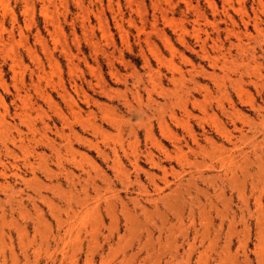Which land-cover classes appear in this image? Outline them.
Here are the masks:
<instances>
[{
	"label": "rangeland",
	"instance_id": "obj_1",
	"mask_svg": "<svg viewBox=\"0 0 264 264\" xmlns=\"http://www.w3.org/2000/svg\"><path fill=\"white\" fill-rule=\"evenodd\" d=\"M220 53L228 58L224 73L210 63L217 54L220 62ZM202 71H214V80L199 75ZM239 74H243L244 84L236 85L231 80ZM149 76H154L152 81ZM192 77L211 92L210 108L201 115L188 106L200 124L176 107L177 119L184 125H170V130L187 138V124L197 133L199 125L210 129L218 124L239 138L237 146L249 153L248 165L238 153L226 152V159L212 161L188 154L186 161H197V170L205 172L206 181L199 180L196 186L184 182L182 198L173 200L175 208L169 207L172 203L155 211L145 205L146 194H153L149 180L141 172L135 179L130 166L132 155L144 151L146 139L139 118L130 116L127 105L136 107V87L142 100L146 99L143 87H154L152 96L161 103V94L169 95L183 85L191 87ZM263 77L264 0H0V149L7 135H15V126L28 139L34 136L29 144L25 141L28 153L7 143L18 156L19 173L29 183L23 184L9 170L0 173V264H86L91 254L92 264H264V113L258 115L243 102L251 100L256 108L264 107ZM220 89H227L229 97L219 93ZM202 94L193 93V99L202 102ZM228 100L245 117L244 123L233 120L237 128L244 127L246 141L233 129L232 120L221 114L220 107L228 109ZM155 120L151 121L158 136ZM86 124L100 126L102 132L93 135ZM26 125L34 126V135ZM69 126L89 139L92 147L77 142ZM131 127L137 128L136 134L130 132ZM61 129L70 135L72 152L65 148L66 139L58 136ZM212 136L216 142L222 141L213 131ZM112 148L120 163L116 169L96 150ZM24 154L35 168V180L22 167ZM0 156L4 160L3 151ZM143 161L141 158V169L157 176L156 183L165 194L169 193L165 180L168 184L186 180V172L194 170L192 165L172 163L174 172L168 171L163 181L159 180L161 172ZM243 167L249 173L245 188L237 178ZM67 172L74 176L71 186L64 180ZM216 172L224 181L223 177L237 179L227 183L215 178ZM115 194L128 209L125 219L126 211L116 204V224L104 211ZM256 197L261 198L260 207L255 205ZM245 198L249 212L241 213ZM68 205L75 213H70L71 220L66 219L71 211ZM141 205L147 206L146 214L140 211ZM190 205L192 223L186 218ZM180 208L184 210L182 222L173 216ZM59 218L67 233L57 224ZM192 226L197 231L198 252L189 253L183 240L189 227L188 240L193 239ZM92 238L98 247L89 253L87 243ZM202 250L204 255L199 258Z\"/></svg>",
	"mask_w": 264,
	"mask_h": 264
},
{
	"label": "bare ground",
	"instance_id": "obj_2",
	"mask_svg": "<svg viewBox=\"0 0 264 264\" xmlns=\"http://www.w3.org/2000/svg\"><path fill=\"white\" fill-rule=\"evenodd\" d=\"M259 4V3H258ZM212 8V7H211ZM213 10V9H212ZM160 13H161V10H160ZM228 14V13H227ZM100 17V16H99ZM230 19V18H229ZM241 19V18H240ZM146 20V19H145ZM101 22V21H100ZM233 24V23H232ZM256 25V24H255ZM119 26V25H118ZM85 27V26H84ZM173 27V26H172ZM93 28V27H92ZM170 28V27H169ZM121 29V28H120ZM198 33V32H197ZM155 34V33H154ZM196 34V33H195ZM240 34V33H239ZM138 35V34H137ZM165 35V34H164ZM228 37V36H227ZM236 37H238V36H236ZM199 39V38H198ZM235 39H238V38H235ZM201 40V39H200ZM247 40V39H246ZM146 41V40H145ZM201 43H202V41H200ZM162 43V42H161ZM204 43V42H203ZM238 43V42H237ZM164 44V43H163ZM231 44V43H230ZM233 44V43H232ZM239 44V43H238ZM258 44V43H257ZM149 45V44H148ZM204 45V44H203ZM234 45V44H233ZM236 45V44H235ZM237 46V45H236ZM234 46L235 48H241V46ZM154 47V46H153ZM184 47V46H183ZM233 47V46H232ZM204 48V47H203ZM214 48V47H213ZM155 49V48H154ZM186 49H188V48H186ZM151 50V49H150ZM247 50V49H246ZM250 50V49H249ZM141 51V50H140ZM148 51V50H147ZM155 52H156V50H154ZM207 51V50H206ZM206 51H204L205 53H206ZM239 51V50H238ZM94 52V51H93ZM142 53V52H141ZM152 53H153V51H152ZM242 53V52H241ZM144 54V53H143ZM207 54V53H206ZM227 55H230V53L229 52H227L226 53ZM226 54H224V53H220V56H221V61L219 62V55L217 54V55H215V57L213 58V57H211V59H212V62H210V63H212V68H215V67H218V69L221 71V72H225V70H226V62H228V58H227V55ZM197 55V54H196ZM143 56V55H142ZM217 56V57H216ZM242 56V55H241ZM159 57V56H158ZM204 57V56H203ZM206 57V56H205ZM209 57V58H210ZM231 57V56H230ZM145 58V57H144ZM143 58V59H144ZM207 58H208V55H207ZM238 58V57H237ZM72 59V58H71ZM231 59V58H230ZM252 59V58H251ZM165 60V59H164ZM143 61V60H142ZM38 62V61H37ZM157 62V61H156ZM235 62V61H234ZM145 63V62H144ZM218 64H220V65H218ZM227 64H229V63H227ZM127 65V64H126ZM170 65V64H169ZM168 65V66H169ZM40 66V65H39ZM147 67V66H146ZM193 68V67H192ZM41 70V69H40ZM89 71V70H88ZM149 72V71H148ZM157 72L158 71H156V74H157ZM80 73V72H79ZM93 73V72H92ZM95 73V72H94ZM172 73H174V72H172ZM240 73V72H239ZM81 74V73H80ZM188 74V73H187ZM114 75V74H113ZM132 75V74H131ZM135 75V74H134ZM152 75V74H151ZM154 75V74H153ZM199 75H205V76H207L208 78H210V80H214V78H215V74H214V71L211 73H206V72H199ZM225 75V74H224ZM223 75V76H224ZM243 74H239V75H236V77H235V79H233V80H231V82H233V83H236V85L238 84H240V83H242V84H244V80H243V76H242ZM97 76V75H96ZM138 76H140V75H138ZM147 76V75H146ZM119 77V76H118ZM117 77V78H118ZM122 77V76H121ZM136 77V76H135ZM151 76H149V78H150ZM174 77V75L172 74V76H171V78H173ZM141 78V77H140ZM151 78H154V76L153 77H151ZM150 78V79H151ZM157 77L155 76V79H156ZM159 78H160V76H159ZM225 78V77H224ZM137 79H139V78H137ZM263 79H264V77H263ZM117 80H119V79H117ZM140 80V79H139ZM147 80V79H146ZM158 80H160V79H157V81ZM192 86L191 87H189V86H182L180 89H178L177 91H174V92H172L171 94H169V95H167V94H161V99H162V102L160 103V102H158L155 98H153V96H152V92H153V90L155 89L154 87L151 89V90H147V87L145 86V87H143L144 88V90H145V93H146V99L145 100H142L141 98V96L139 95V91H138V87H136V99H137V101H136V107H133L131 104H128L127 102V99H126V103L128 104L127 106H128V110H129V113H130V116H137V118H139V120H138V125H139V127L140 128H142L143 129V131H145V141H146V145H145V149H144V151H142V152H139V153H135V154H133L132 155V159L130 160V166L134 169V172L136 173V175H135V179H137L138 178V174L141 172V173H145V175H146V177H147V179L149 180V183L151 184V186H152V190H153V194H151V195H149V194H146V193H148L147 192V190H145V188L144 187H142V188H144V191H146V193H144V194H146L147 196H146V198H145V205H148V206H150L152 209H154L155 211H159L160 210V205L161 206H163L164 208L166 207L167 208V205L169 206L170 204H172L173 203V205H170L169 207H173V208H175V205H174V201L173 200H176V199H180L179 197L181 196V195H183V189H182V184L185 182V184L186 185H192V186H196V184H197V181H202V183L203 182H205L206 181V179L204 178L205 177V172H202V171H198L197 170V167H199V166H197L196 167V165H195V163L197 162H193L192 164H190V163H188L189 161L187 160L186 161V159H187V155L188 154H191V155H193L195 158L196 157H199V156H201V157H203V158H208V159H210L211 161L214 159V158H220V157H222L223 155H225L224 153H226V152H228L227 154L229 155V152L231 153V154H236V153H238L239 155L238 156H242V158H243V161L246 163V161H247V157H248V154L249 153H247V151L246 152H244V150L242 149V148H240V146H237V139H239L238 137H236V136H234L231 132H229V131H227L224 127H222V126H219L218 124H216V125H213V126H211V127H213V128H211L210 127V129H206L205 128V126L204 125H199V127H200V132L199 133H197V132H195L191 127H189L188 126V124L187 125H185V129L187 130V134L186 135H188V137L187 138H180L178 135H176L173 131H171L170 130V125L172 126H176V127H179V125H184V123L182 122V121H179V119H177V114H176V112H175V108L177 107V109L179 110V109H181L182 110V113H183V115H185L187 118H191V117H193L194 118V116L192 115V112H190L189 110H188V106L190 105L191 106V108H192V110H197L201 115H206V113H207V108H210V104H207V102L208 103H210V98H211V92L209 91V89L207 88V87H203V86H199L198 85V82L195 80V77H192ZM190 80V81H191ZM99 81V80H98ZM102 81V80H101ZM120 81V80H119ZM118 81V82H119ZM137 81V80H136ZM141 81V80H140ZM151 81H152V79H151ZM156 81V80H155ZM169 81V80H168ZM264 81V80H263ZM262 81V82H263ZM47 82V81H46ZM135 82V81H134ZM142 82V81H141ZM148 82H150V81H148ZM137 84H138V82H136ZM152 83V82H151ZM157 84H158V82H156ZM220 83H221V81H220ZM253 83H254V81H253ZM154 84H155V82H154ZM160 84V83H159ZM33 85V84H32ZM105 85V84H104ZM136 85V84H135ZM231 85H233V84H231ZM241 85V84H240ZM101 86V85H100ZM103 86V85H102ZM155 86V85H154ZM175 87V86H174ZM216 87V86H215ZM142 88V89H143ZM163 88V87H162ZM101 89V88H100ZM149 89V88H148ZM238 89H239V87H238ZM110 90V89H109ZM166 90V89H165ZM93 91V90H92ZM106 91V90H105ZM111 91V90H110ZM155 91V90H154ZM82 92V91H81ZM108 92V91H107ZM124 92V91H123ZM243 92V91H242ZM103 93V92H102ZM115 93V92H114ZM193 93H204V94H202L201 95V97L203 98V100H202V102H200V103H198L196 100H194L193 99V97H194V95H193ZM219 93H223V95L224 96H226V97H229V93H228V91H227V89H224V90H219ZM239 93H241V91L239 92ZM40 94V93H39ZM85 94V93H84ZM84 94H82V95H84ZM111 94V93H110ZM135 94V93H134ZM131 95V94H130ZM209 95V96H208ZM65 96V95H64ZM86 96V95H85ZM116 96V95H115ZM114 97V96H113ZM64 98H66V97H64ZM133 98V97H132ZM48 99V98H47ZM61 99V98H60ZM69 99V98H68ZM92 99V98H91ZM114 99V98H113ZM134 99V98H133ZM193 99V100H192ZM67 100V99H66ZM135 100V99H134ZM224 100V99H223ZM45 101V100H44ZM221 100H219V102H220ZM27 102V101H26ZM84 102V101H83ZM212 102V101H211ZM222 102V101H221ZM243 102H245L252 110H255L256 109V111H257V113H258V115L260 114V113H264V107L262 108V107H258V108H256V105L251 101V100H248V101H243ZM54 104V103H53ZM69 104V103H68ZM124 104V103H123ZM228 104H229V107H228V109H226L224 106H222L221 105V107H220V111H221V114H224V116H227L228 118H230L231 120H232V123H233V129L236 131V132H238V134H239V136H240V138H245L244 136H245V134H244V127L242 126V127H240V128H237L236 127V124H235V122H234V120H240V121H242V123H244V119H245V117H244V115L239 111V110H236V108H235V106L228 100ZM207 105V106H206ZM208 105H209V107H208ZM100 106V105H99ZM178 106H179V108H178ZM29 108V107H28ZM37 108V107H36ZM72 108V107H71ZM57 109V108H56ZM41 110V109H40ZM57 110H59V109H57ZM177 110V111H178ZM99 111V110H98ZM61 112V111H60ZM100 112V111H99ZM58 113H59V111H58ZM178 113H179V111H178ZM182 113H181V115H182ZM109 114V113H108ZM62 115V114H61ZM64 115V114H63ZM71 115V114H70ZM103 115V114H102ZM179 115V114H178ZM17 117V116H16ZM75 117V116H74ZM180 117V116H179ZM156 119L155 121L157 122V127H158V136L156 135V133H155V131H154V127H153V125H152V119ZM19 119V118H18ZM195 119V118H194ZM193 119V120H194ZM234 119V120H233ZM85 120V119H84ZM188 120H190V119H188ZM196 121L198 120L199 121V123H200V119H195ZM20 121H22V120H20ZM29 121V120H28ZM154 121V122H155ZM183 124H182V123ZM27 123V122H26ZM65 123V122H64ZM4 124V123H3ZM7 123H5L4 125H6ZM30 124V123H29ZM77 124H78V122H77ZM201 124V123H200ZM83 125V124H82ZM81 125V127H83ZM86 125H88V124H86ZM85 125V126H86ZM137 125V126H138ZM8 126V125H7ZM6 126V127H7ZM9 126H10V124H9ZM8 126V127H9ZM89 127L88 128H86L87 130H90V132L93 134V135H96V134H100L102 131H101V127L100 126H96V125H92L91 126V124H89L88 125ZM3 127V126H2ZM5 127V126H4ZM5 127V128H6ZM7 127V128H8ZM61 127V126H60ZM7 128H6V130H7ZM11 128V127H10ZM85 128V127H84ZM4 129V128H3ZM2 129V130H3ZM12 129V128H11ZM14 129H15V135H10V136H8L7 134H5V135H7V137H5L4 138V140H3V142H2V148L0 149V154H1V152L3 151L4 152V155H5V158H4V160L3 159H1V156H0V173H2L1 175H5L6 173L5 172H7L8 170H9V172L11 173V175L12 176H14V177H16V179L17 178H19L18 180H21V182L24 184H27V183H29L27 180H25V178L23 177V175L21 174V173H19L20 172V167L18 166V164L16 163L17 161L16 160H18V159H16V158H18V156L15 154V152H14V150L13 149H11V148H9L8 147V145H7V143H9V145H11V146H13V147H16V148H19L20 150H21V152L23 151V153L24 152H26V153H28L27 152V149H28V145L25 143V141H26V139H27V143L29 144L31 141H33L34 140V136H32V138L31 139H28V136L27 135H25V133L18 127V126H15L14 127ZM26 129L28 130V131H31V133H33L34 132V126H30V125H26ZM139 129V128H138ZM175 129V128H174ZM48 130V129H47ZM84 130V129H83ZM3 131H5V130H3ZM36 131H38V130H36ZM175 131V130H174ZM212 131L214 132V133H216L219 137H221L222 138V141L220 142V143H218V142H216V140L214 139V137L212 136ZM6 132V131H5ZM8 132V131H7ZM57 132V131H56ZM55 132V133H56ZM130 132H132V133H134V134H136V132H137V128H130ZM253 132V131H252ZM37 133V132H36ZM39 133V132H38ZM69 133H70V135L71 136H74L75 137V140L77 141V142H79L80 144H86V145H92L91 143H90V141H89V139H86L85 137H82V136H80V135H78V134H76V133H74V130H73V128H71L70 126H69ZM254 133V132H253ZM57 134V133H56ZM2 134H0V136H1ZM33 135H34V133H33ZM70 135H66V134H64V130L63 129H61V132H60V134H58V136H60V138L61 137H63V138H65L66 139V141H67V144H65L66 146H65V148L68 150V152H72V150H73V145H72V143H71V141H70V139H69V137H70ZM47 136V135H46ZM46 136H43V137H45L46 138V140H47V138L48 137H46ZM4 137V136H3ZM184 137V136H183ZM262 137H264V136H261V138ZM2 138V137H1ZM38 139V138H37ZM249 139V138H248ZM1 140V139H0ZM51 140V139H50ZM235 140H236V142H235ZM250 140V139H249ZM41 141V140H40ZM49 141V140H48ZM243 141V140H242ZM244 141H246V138L244 139ZM248 141V140H247ZM255 141V140H254ZM53 142H54V140H53ZM264 142V141H263ZM36 143V142H35ZM47 143H49V145L51 146L52 144H50L51 143V141L50 142H47ZM258 143V142H257ZM256 143V144H257ZM260 143V142H259ZM225 144H229V145H231L232 146V148H231V150H227L226 148H225ZM243 144V143H242ZM246 144H247V142H246ZM53 145H55L54 143H53ZM251 145H252V143H251ZM250 145V146H251ZM92 147V146H91ZM170 147V148H169ZM254 147L256 148V146H255V144H254ZM254 147H252V149L254 148ZM50 148V147H49ZM52 148H53V146H52ZM87 148H88V146H87ZM249 148V147H248ZM254 148V149H255ZM51 149V148H50ZM59 149V148H58ZM252 149H251V151H252ZM31 150V149H30ZM32 150H33V148H32ZM97 150V153H98V155H100L103 159H104V161L106 162V163H108V162H110L111 163V165L112 166H110V167H113V168H118V166L120 165V163H119V160H118V154H117V151H116V149L114 148H112V149H104V150H98V149H96ZM109 152H108V151ZM138 150V149H137ZM34 151V150H33ZM125 151V150H124ZM186 151V152H185ZM260 152V151H259ZM60 153V152H59ZM261 153V152H260ZM36 154V153H35ZM42 154H43V152H42ZM31 155H33L32 153H31ZM39 155V154H38ZM111 155H112V157H111ZM125 155V154H124ZM256 155V154H255ZM259 155V154H258ZM226 156V155H225ZM232 156H234V155H232ZM254 156V155H253ZM7 157H11V159H13V162H9V161H7L8 160V158ZM38 157H40V156H38ZM124 157V156H123ZM200 157V158H201ZM224 157V156H223ZM256 157V156H255ZM23 159H21V160H23V163H22V167H24V169H26L27 171H30V173H31V175H32V177H33V179L32 180H35L36 178H35V172H34V170H35V168H34V166H33V164L29 161V159L28 158H26L25 157V154L23 155V157H22ZM37 158V157H36ZM112 158V159H111ZM141 158L144 160L143 162L145 163V164H147L151 169H155L156 171H158V172H161V175L160 176H162L163 175V178L162 177H160L159 178V180H162L163 179V181H164V177L166 176V174L168 173V171H170V172H174V168L171 166L172 165V163L173 164H176L177 166H179V167H188V165H192V166H194L193 168H194V170L192 171V170H189V172H186L187 173V178H186V180L184 181V180H182V179H179L178 181H176V182H174V183H172V184H168L167 182H166V180L164 181V185H165V187H166V189H168V191H169V193H167V194H165V191H164V188L162 189V188H160V186L156 183V180L158 179L157 178V176L156 175H154V174H149V173H146V172H144L142 169H141V167H140V163H141ZM193 158V157H192ZM225 159H226V157H224ZM229 158H232V157H229ZM240 158V157H239ZM39 159V158H38ZM58 159L60 160V157H59V154H58ZM120 159V158H119ZM185 159V160H184ZM245 159H246V161H245ZM258 159V158H257ZM260 159V158H259ZM33 160V159H32ZM45 160V159H44ZM230 160H232V159H230ZM237 160V159H236ZM39 161H40V159H39ZM187 162V163H185V165H184V162ZM220 161H222V159L221 160H218V162H220ZM234 161V160H233ZM241 161H242V159H241ZM249 161V160H248ZM247 161V162H248ZM69 162V161H68ZM217 162V161H216ZM228 162V161H227ZM91 163H93V162H91ZM203 163V162H202ZM223 163V162H222ZM219 164H221V163H219ZM226 164H228V165H230L229 163H226ZM244 164V163H243ZM247 164V163H246ZM257 164V163H256ZM164 165H169L168 167V169L164 166ZM248 165V164H247ZM262 165V164H261ZM201 166V165H200ZM221 166V165H220ZM232 166V165H231ZM191 167V166H190ZM210 168H213L214 169V167L213 166H209ZM240 167H242V166H240ZM248 167V166H247ZM259 167V166H258ZM262 167H263V165H262ZM192 168V167H191ZM244 168V167H243ZM124 169V168H123ZM179 169H181V168H179ZM183 169V168H182ZM263 169H264V167H263ZM126 170V169H125ZM227 170V169H226ZM259 170H261L262 171V169H261V167L259 168ZM176 171V170H175ZM240 171H241V169H240ZM185 172V171H184ZM184 172H182V173H184ZM260 172V171H259ZM258 172V173H259ZM171 173V175H172V177H173V174ZM177 173V172H176ZM181 173V172H180ZM240 173V172H239ZM261 173V172H260ZM260 173H259V175H260ZM225 174H226V172H225ZM46 175V174H45ZM64 175V174H63ZM171 175H169V176H171ZM175 175V174H174ZM176 175H178V174H176ZM180 175V174H179ZM214 175V174H213ZM212 175V176H213ZM215 176V178L216 177H218V178H220V177H222L218 172H216V175H214ZM213 176V177H214ZM247 176H249V173H248V169H246V168H244L242 171H241V174H240V177H242V178H240V177H237L238 178V180L240 181V185H243L242 187H244L245 186V183H246V179H247ZM73 174L71 173V172H67V173H65V179L64 180H66V182H68V184L71 186V183H72V181H73ZM103 177V176H102ZM174 177H176V176H174ZM180 177V176H179ZM183 176H181V178H182ZM233 177V176H232ZM228 178V177H223L224 179H225V181L224 180H222L221 178V181H224V182H227V183H234L232 180L234 179H237V178H235V177H233V178ZM104 178V177H103ZM116 178V177H115ZM217 178V179H218ZM263 178H264V176H263ZM82 179V178H81ZM210 179V178H209ZM241 179V180H240ZM174 180V179H173ZM255 180V179H254ZM257 180V179H256ZM261 180H264V179H262L261 178ZM109 181V180H108ZM210 181L211 180H209V183H210ZM221 181H220V183H221ZM213 182H214V180H213ZM261 182V181H260ZM259 182V183H260ZM148 183V184H149ZM33 184V183H32ZM253 182H251V188H253ZM257 184V183H256ZM262 184V183H261ZM108 185V184H107ZM110 185V184H109ZM108 185V186H109ZM130 185V184H129ZM171 185H173V186H171ZM230 185V184H229ZM255 185V184H254ZM260 185V184H259ZM3 185H1V187H2ZM97 186V185H96ZM262 186V185H261ZM10 187V186H9ZM50 187V186H49ZM84 187V186H83ZM163 187V186H162ZM260 187V186H259ZM6 188V187H5ZM54 188V187H53ZM142 188H140V189H142ZM191 188V187H190ZM195 188V187H194ZM220 188V187H219ZM245 188V187H244ZM255 189H256V187H254ZM11 189V188H10ZM58 189V188H57ZM139 189V190H140ZM221 189V188H220ZM243 189V188H242ZM59 190H60V188H59ZM198 190V189H197ZM222 190V189H221ZM262 190V189H261ZM138 191V190H137ZM143 191V190H142ZM186 191V190H185ZM191 191V190H190ZM188 192V191H187ZM186 192V193H187ZM196 192V191H195ZM243 192H245V190L243 189ZM264 192V191H263ZM39 193V192H38ZM61 194V193H60ZM65 194V193H64ZM116 195V196H115ZM112 198V200H110V201H107L106 203H105V207H104V211H105V214H106V216L110 219V221H111V223H114V224H116L117 222H118V218H117V215L115 214L116 212H115V206H116V204H120V207H121V210H122V212L123 211H126V212H124V214L125 215H123L124 216V218H125V216H126V213L128 212L127 210L128 209H126V205L123 203V201L120 199V198H118V196H117V194H115ZM189 195V194H188ZM260 195V194H259ZM264 195V194H263ZM137 196H139V195H137ZM187 196V195H186ZM220 196L222 197V194L220 193ZM241 196V195H240ZM69 198V197H68ZM181 198H182V196H181ZM190 198V197H189ZM41 200H42V198H41ZM248 199L247 198H245V199H243L242 200V202L241 203H243V206H242V208L240 209L241 210V213H244L245 212V210L246 211H248V201H247ZM133 201H136V202H138L139 200H137V199H135V200H133ZM208 201H210L211 202V200H208ZM180 202V201H179ZM182 202H183V200H182ZM181 202V203H182ZM254 202H255V205L256 206H258V207H260V205H261V198L260 197H256L255 199H254ZM140 202H138L137 204H139ZM178 203V202H177ZM181 203H180V205H181ZM199 204V203H198ZM34 205V204H33ZM134 205V204H133ZM145 205H141L140 206V211L143 213V214H146V211H147V206H145ZM182 206V205H181ZM179 207V206H178ZM135 208V207H134ZM133 208V209H134ZM38 209V208H37ZM68 209L69 210H71L70 212H68V213H66V219L67 220H71V218H72V216H70V213H73L72 212V209L70 208V206L68 205ZM36 210V209H35ZM183 211L184 210H181V208H180V211H176L175 213H174V218L177 220V221H179V222H182L183 221ZM238 211H239V209H238ZM173 212V211H172ZM249 212V211H248ZM239 213H240V211H239ZM73 215H75V213H73ZM193 215H194V210H193V207L190 205L189 206V211H188V215H187V217L186 218H188L190 221H191V223L193 222V220H192V217H193ZM207 215V214H206ZM248 215V214H247ZM164 218V217H163ZM242 218H244V217H242L241 216V218L240 219H242ZM126 219V218H125ZM187 220V219H186ZM64 220H62L61 218H59L58 219V225L61 227V231H63V233H67V231L65 230H63V224H65V222H63ZM199 223H201V222H199ZM203 223V222H202ZM194 224V223H193ZM229 225H231V224H229ZM181 226V225H180ZM179 227V226H178ZM191 227V226H190ZM190 227L187 229V231H186V234L184 235L185 237H184V240H183V243H185L186 242V246H187V250H188V252L189 253H192L193 251H195V252H198V248L196 249L195 248V240H196V235H197V231L195 230V228H194V226H192V236H193V239H191V242H189V240H188V235H189V229H190ZM59 228V227H58ZM70 228V227H69ZM58 230V229H57ZM59 231V230H58ZM168 233V232H167ZM182 233H183V231H182ZM59 234V233H58ZM64 235V234H63ZM218 235V234H217ZM110 236V235H109ZM57 237V236H56ZM111 237V236H110ZM60 238V237H59ZM62 239V238H61ZM105 239V238H104ZM63 240V239H62ZM62 240H60V241H62ZM58 241H59V239H58ZM104 243H108V239H105V242ZM226 244V243H225ZM47 246V245H46ZM57 246V245H56ZM97 246V241H96V239L94 238H92V239H90V241H88V243H87V248H88V252L89 253H91L90 252V250H93L94 251V249L96 250V248L98 247H96ZM107 246L109 247L110 246V244L108 243L107 244ZM96 247V248H95ZM205 247H204V251H205ZM202 250V251H203ZM204 251L203 252H201L200 254H199V258H201L203 255H204ZM218 253V252H217ZM206 255V254H205ZM175 256V255H174ZM89 258V259H88ZM199 258H197V259H199ZM218 259H219V257H218ZM92 254H91V256L90 257H86V264H92ZM218 261V260H217Z\"/></svg>",
	"mask_w": 264,
	"mask_h": 264
}]
</instances>
